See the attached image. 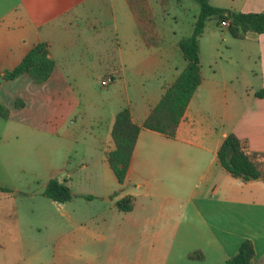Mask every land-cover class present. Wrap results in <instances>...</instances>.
<instances>
[{"label":"crops","instance_id":"0c3cea01","mask_svg":"<svg viewBox=\"0 0 264 264\" xmlns=\"http://www.w3.org/2000/svg\"><path fill=\"white\" fill-rule=\"evenodd\" d=\"M207 1L240 12L264 11V0ZM155 30L159 43L145 45L126 0H0V73L38 42L47 43L53 60L42 83L26 74L0 79V100L9 110L1 124L3 139L21 132L60 134L45 162L43 186L55 178L72 195L70 161L77 158L85 167L98 160L101 195L111 207L125 195L133 197L129 210L116 209V221L99 211L97 223L44 224L54 230L47 264H223L244 239L253 248L250 264H264V179L232 177L216 157L230 132L247 151L264 153V98L253 95L264 87V31L237 39L233 50L200 45L198 39L201 80L173 137L140 128L120 184L107 164L115 113L128 107L139 125L184 67L179 38L166 45L156 24ZM84 68L97 70V95L80 87ZM105 78L110 81L102 85ZM109 83L115 93L104 97L101 90ZM16 233L25 243L19 227ZM44 249H35L26 261ZM190 252L202 258H188Z\"/></svg>","mask_w":264,"mask_h":264},{"label":"rangeland","instance_id":"374dc122","mask_svg":"<svg viewBox=\"0 0 264 264\" xmlns=\"http://www.w3.org/2000/svg\"><path fill=\"white\" fill-rule=\"evenodd\" d=\"M154 13L157 32L166 45L191 33L193 21L199 5L195 0H168L165 10L161 11L158 0H148ZM200 45L218 46L221 51L238 41L226 28L206 19L198 37ZM128 80V76L125 77ZM80 87L97 95V70L84 68L80 74ZM148 82V81H147ZM115 86L109 83L101 90V95L111 97ZM119 86L117 94L122 93ZM3 103V102H2ZM5 105V104H4ZM0 118V264H47L51 257V235L54 230L44 228L46 223H97V212L103 211L108 221L117 220V211L101 195L104 176L100 162L82 167L80 161L72 159L68 165L71 198L63 203H56L42 194L43 183L48 167L45 162L52 155L54 142L61 140L60 134L21 132L3 139ZM58 137V138H57ZM43 143L42 151L37 145ZM78 151V149H76ZM53 156V155H52ZM77 157V156H75ZM59 174H56L58 176ZM79 191H88L92 195L87 199ZM63 204V205H61ZM33 226L41 227L35 231ZM20 229L23 243L16 229ZM32 228V229H29ZM71 227L72 224H71ZM13 231L14 236H10ZM46 248L39 258L31 262L26 260L35 249Z\"/></svg>","mask_w":264,"mask_h":264},{"label":"trees","instance_id":"16d2710c","mask_svg":"<svg viewBox=\"0 0 264 264\" xmlns=\"http://www.w3.org/2000/svg\"><path fill=\"white\" fill-rule=\"evenodd\" d=\"M199 5L198 13L193 21L191 33L177 41L178 50L185 62L184 67L175 79L166 87L156 104L149 110L142 122L137 125L131 121L128 107L120 108L114 115L110 128L113 149L105 152L107 164L116 182L122 183L130 160L133 145L140 128L173 137L183 111L197 85L201 80L198 58V37L202 32L204 21L215 17L214 22L220 25L226 23L229 34L236 39L256 35L264 31V11L240 12L229 8L217 7L207 0H195ZM160 6L167 5L168 0H158ZM131 12L137 33L147 46L159 43L155 30L154 18L147 0H126ZM53 68V60L48 56V46L45 42L34 44L11 69L3 70L0 79L12 80L21 74L28 75L35 83L44 82ZM257 98H264V87L253 92ZM14 106L19 108L22 101L16 99ZM8 108L0 100V118L6 119ZM217 161L230 176L242 181L264 179V153L247 151L245 145L233 134L227 133L221 140L217 151ZM3 191L9 190L0 188ZM42 194L57 203L71 198L68 186L55 178L47 180ZM133 204V197L125 195L114 202L119 211H127ZM188 258L201 259L198 252H190ZM253 260V248L250 240H242L233 255L223 264H250Z\"/></svg>","mask_w":264,"mask_h":264},{"label":"built area","instance_id":"2783aa9c","mask_svg":"<svg viewBox=\"0 0 264 264\" xmlns=\"http://www.w3.org/2000/svg\"><path fill=\"white\" fill-rule=\"evenodd\" d=\"M220 25H222V26H226V23H223V22H222ZM109 81H110L109 78H105V79L101 82V84H102V85H105V84H107Z\"/></svg>","mask_w":264,"mask_h":264},{"label":"water","instance_id":"95a60500","mask_svg":"<svg viewBox=\"0 0 264 264\" xmlns=\"http://www.w3.org/2000/svg\"><path fill=\"white\" fill-rule=\"evenodd\" d=\"M210 18L215 19V17H210Z\"/></svg>","mask_w":264,"mask_h":264}]
</instances>
